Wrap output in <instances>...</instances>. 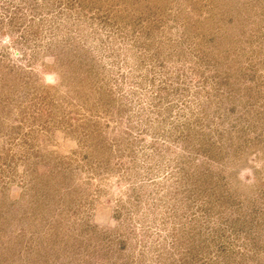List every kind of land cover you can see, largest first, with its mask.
Wrapping results in <instances>:
<instances>
[{
  "label": "rangeland",
  "instance_id": "rangeland-1",
  "mask_svg": "<svg viewBox=\"0 0 264 264\" xmlns=\"http://www.w3.org/2000/svg\"><path fill=\"white\" fill-rule=\"evenodd\" d=\"M0 264H264V0H0Z\"/></svg>",
  "mask_w": 264,
  "mask_h": 264
}]
</instances>
